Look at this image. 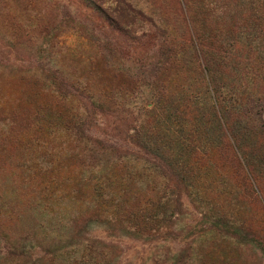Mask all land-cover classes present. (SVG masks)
Wrapping results in <instances>:
<instances>
[{
  "label": "rangeland",
  "instance_id": "obj_1",
  "mask_svg": "<svg viewBox=\"0 0 264 264\" xmlns=\"http://www.w3.org/2000/svg\"><path fill=\"white\" fill-rule=\"evenodd\" d=\"M239 1L0 0V264H56L53 251L88 242L111 255L101 264H264V194L237 188L215 150L197 188L180 190L184 211L158 225L136 231L141 219L129 215L157 195L148 180L127 173L112 185L116 220L94 190L100 176L119 175L106 153H136L133 136L145 131L164 145L179 128L175 107L187 129L200 109L184 111L183 100L199 103L207 82L238 79L231 60L212 62L209 74L203 64L249 34L234 26L247 20ZM239 80L249 83L246 69ZM217 213L238 234L213 226Z\"/></svg>",
  "mask_w": 264,
  "mask_h": 264
},
{
  "label": "trees",
  "instance_id": "obj_2",
  "mask_svg": "<svg viewBox=\"0 0 264 264\" xmlns=\"http://www.w3.org/2000/svg\"><path fill=\"white\" fill-rule=\"evenodd\" d=\"M237 5L239 13L245 11L247 20L244 22L245 18H238L234 26L238 29L251 26L249 34L247 36L238 33L232 35L231 43L222 42L224 50L219 52L222 53L221 57L214 61L208 60L209 55L206 53L203 65L209 74L207 66L212 62L224 66L231 60L238 79L230 87L224 86L220 81L207 82L205 92L208 96L199 103L183 100L184 111L200 109L196 123L188 126L187 129L184 117L179 114L176 118L178 107H175L172 114L176 121L175 125H179V128L169 135L164 145L151 142V136L145 131L142 135L138 133L133 136L140 142L136 153L122 151L115 147L117 154L106 153L109 163L105 166L117 167L119 178L104 176L102 180L100 176L98 178L100 181H95L94 190L102 197L104 205L110 208L109 214L112 220L117 219L121 210L120 196L114 194L118 192L113 191L112 185L122 182L127 173L132 178L148 180L150 191L158 186L156 196L144 198V207H138L135 213L129 212L133 220H135L134 217L141 219L140 223L132 224L136 231L140 224L147 227L165 221L168 219L170 210L182 213L184 204L180 190L184 187L197 188L196 181L200 174L204 171L206 174V165L215 160L214 150L219 153V159H226L232 164L237 188L250 197L260 198V195L263 197L264 120H262L261 111L264 103V0L247 2L242 0L237 2ZM204 42L207 43L206 40ZM201 67L204 71L203 66ZM243 69L249 72V83L239 80ZM93 103L99 107L97 102ZM157 139L162 140L163 134H159ZM96 148L92 149L95 154ZM138 158L140 159L137 160ZM105 170L104 167L95 172L101 174ZM157 178L173 180L175 184L170 185L166 181L160 184ZM159 212H162V215ZM209 212L211 213L212 209ZM211 216L213 226L221 224L238 234L234 228L236 226L234 220L224 218L219 213ZM60 222H63V218ZM242 228L246 230L247 235L244 236H248V229ZM76 246L70 244V248L64 253L53 251L51 260L58 259L57 262L53 261L56 264H101L103 260L111 256L105 255L94 242H88L82 249Z\"/></svg>",
  "mask_w": 264,
  "mask_h": 264
}]
</instances>
